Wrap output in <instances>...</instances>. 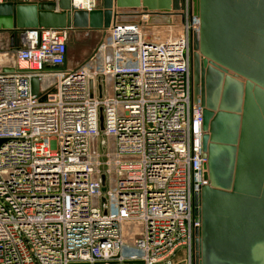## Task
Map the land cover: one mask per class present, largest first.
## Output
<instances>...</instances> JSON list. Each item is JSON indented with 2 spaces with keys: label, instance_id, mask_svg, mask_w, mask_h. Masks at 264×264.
<instances>
[{
  "label": "built area",
  "instance_id": "built-area-1",
  "mask_svg": "<svg viewBox=\"0 0 264 264\" xmlns=\"http://www.w3.org/2000/svg\"><path fill=\"white\" fill-rule=\"evenodd\" d=\"M118 14L102 29L0 30V264H198L192 0ZM70 31L99 39L66 67Z\"/></svg>",
  "mask_w": 264,
  "mask_h": 264
},
{
  "label": "water",
  "instance_id": "water-1",
  "mask_svg": "<svg viewBox=\"0 0 264 264\" xmlns=\"http://www.w3.org/2000/svg\"><path fill=\"white\" fill-rule=\"evenodd\" d=\"M183 7L184 0H102L87 12L70 11V0L5 1L0 30L102 29L117 12ZM192 10L199 23L191 42L193 100L202 107L208 171L197 200L198 264H264V0H192ZM72 33L80 37L67 35L66 67L76 62L68 55ZM31 89L37 93L36 78Z\"/></svg>",
  "mask_w": 264,
  "mask_h": 264
},
{
  "label": "rangeland",
  "instance_id": "rangeland-1",
  "mask_svg": "<svg viewBox=\"0 0 264 264\" xmlns=\"http://www.w3.org/2000/svg\"><path fill=\"white\" fill-rule=\"evenodd\" d=\"M5 1H18V0H4ZM21 2H26L28 0H19ZM95 7L96 9L102 8V0H95ZM85 33L84 31H80V37L76 38L74 36V33L71 34V38L68 43V49H69V58L73 57L75 61H82L84 58H86L94 49L96 46L98 39H99V32L98 31H91L89 33L88 37H84ZM158 39V38H157ZM111 144L108 146L101 148L100 147V162L103 165V162L106 161V157L104 154L107 153V151L110 149ZM101 169H105L104 166H102Z\"/></svg>",
  "mask_w": 264,
  "mask_h": 264
},
{
  "label": "bare ground",
  "instance_id": "bare-ground-1",
  "mask_svg": "<svg viewBox=\"0 0 264 264\" xmlns=\"http://www.w3.org/2000/svg\"><path fill=\"white\" fill-rule=\"evenodd\" d=\"M73 5L77 6V7H85L90 0H71Z\"/></svg>",
  "mask_w": 264,
  "mask_h": 264
},
{
  "label": "crops",
  "instance_id": "crops-1",
  "mask_svg": "<svg viewBox=\"0 0 264 264\" xmlns=\"http://www.w3.org/2000/svg\"><path fill=\"white\" fill-rule=\"evenodd\" d=\"M19 1V0H18ZM46 2V0H28V2ZM17 2V1H16ZM22 44V42L21 41H18V43H17V45H21ZM183 254V252H182V250H180V251H178L177 253H176V256L177 257H179V256H181Z\"/></svg>",
  "mask_w": 264,
  "mask_h": 264
}]
</instances>
